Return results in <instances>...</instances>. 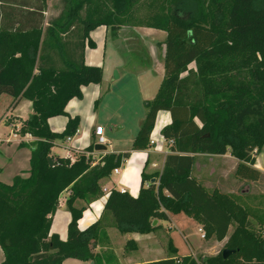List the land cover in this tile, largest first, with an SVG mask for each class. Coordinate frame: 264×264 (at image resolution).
Segmentation results:
<instances>
[{"label":"trees","instance_id":"1","mask_svg":"<svg viewBox=\"0 0 264 264\" xmlns=\"http://www.w3.org/2000/svg\"><path fill=\"white\" fill-rule=\"evenodd\" d=\"M61 1L60 13L44 25V0H0V99L6 96L0 116L29 100L32 113L18 132L35 138L28 144V176L17 175L10 184L0 181V264H62L67 258L107 264L105 252L92 249L99 245L105 212L119 231L148 234L159 226L153 220L181 210L202 226L204 238L220 242L227 237L224 247L197 259L177 254L169 241L168 257L133 264H263L264 236L250 228L249 211L229 194L207 191L192 173L197 155L230 150L239 160L237 178L261 177L254 163L264 144V0H168L165 9L152 14L147 26L166 33L164 77L155 96L144 102L146 113L131 149L148 148L158 112L167 111L171 121L161 135L169 153L160 172H141L136 196L111 189L100 218L84 229L78 221L85 206L75 202L88 205L103 197L100 180L130 153H107L95 161L93 141L71 161L51 148L77 131L79 118L66 113L67 102L82 97V86L102 80V68L83 59L89 32L105 25L117 33L139 0H109L112 9L103 13L90 8L95 0ZM10 3L20 9H8ZM87 44L94 46L89 38ZM136 49L137 58L147 61L146 50ZM191 63L195 69L188 68ZM227 70L237 79L228 80ZM58 115L67 116L61 132L48 124ZM64 191L71 219L61 240L49 231ZM260 225L264 230V221ZM224 249L233 252L223 258Z\"/></svg>","mask_w":264,"mask_h":264},{"label":"crops","instance_id":"2","mask_svg":"<svg viewBox=\"0 0 264 264\" xmlns=\"http://www.w3.org/2000/svg\"><path fill=\"white\" fill-rule=\"evenodd\" d=\"M149 29L151 28H148V30ZM111 33V29L108 26L100 25L91 30L85 40V47L83 52L84 62L87 65L100 66L103 72L102 80L98 84L92 83L86 86H82V97H74L67 102L65 106L66 113L72 117L77 116L79 118V125L75 134L70 136L69 139L65 138L64 140H56L54 142L51 148V152L54 155H58L60 157H68L71 161H73L76 152H83L84 149L93 142V140L95 141L96 137L94 129L96 126L101 125L98 109L100 107L102 108V106L107 105L108 103H116V100L121 104V106H123V100L125 101V93L116 95V92H114L113 90L114 84L118 79L125 78L134 86L133 93L137 95L136 99H138V101H140L142 104H144L145 101L151 100L158 90V87L164 77L163 59L165 45L163 42L166 35H161V39L158 41L161 42L160 49H158L157 41L153 42L152 40L150 41V39L145 38V41L148 43L146 51L148 60L142 61L141 59L136 57L135 64L128 65L129 59H127L124 54H121L118 51L114 42L112 41ZM144 34L150 35L151 33ZM88 38L93 41V47L88 46ZM23 104H25L26 106L25 112L21 111V106ZM31 113V102L27 99H22L14 108H6L0 116V127H9V131L7 133L2 134L0 132V143L4 144V146L1 147L3 148L1 152L3 153V155L0 159V181L5 184H10L13 178L17 175L22 177L28 176L29 158L31 153V149L28 144L34 141L35 138L30 134H20L18 132V129L20 128L22 122L26 120ZM144 116L140 118L136 130L133 129L129 132L131 139L129 140L130 146L128 148L111 151H107V148L102 151H97L94 149L93 152H91L94 158L96 155L98 156L97 158H95V161H97L101 156L107 153H121L128 151L130 154L129 157L123 161L121 166L118 167L117 173H114L112 171L109 177L100 180V185L102 186L104 196L88 205L83 202L84 204L82 205L85 206V209L83 210L82 216L78 221L80 229L86 228L100 218L104 201L111 189H117L120 191L126 190L133 196H136L140 186L141 172L144 171L146 174H152L153 172L161 171L165 156L169 153L168 143L162 137V135L161 138L164 142H156L153 139L152 131L150 138L154 140V145H149L148 147L150 148L144 150L131 149L132 141L137 134L140 123L143 120ZM122 118L125 119V117ZM159 118H161L163 122L162 127L166 124H169L171 121L170 115L167 111L158 112L155 124L157 123ZM101 119L103 122L108 123L110 130H124V127L126 126L125 122L121 121L117 122V124L110 123L113 120V113H109L108 111H105L104 114H101ZM66 122L67 116L65 115L53 116L48 119L49 127L56 132H61L65 128ZM104 132L105 129L103 128V134ZM13 134H15V136ZM20 143H23L24 145H20ZM155 147L159 149L155 150ZM201 155L204 154H199L197 156ZM212 156L221 158L222 160L228 158L227 153L224 155L212 154ZM197 159L198 158H196V161ZM254 167L261 171V177L259 180L247 181L234 177L232 179L234 185L230 188H227V193L236 198L239 205L247 210L250 209L251 212L256 216H260L261 218L258 219H254L252 213H250L249 216V218L253 217V219L260 224V222L264 221V144L261 147L260 151L255 153ZM64 193L66 194V196L68 195L67 191H64ZM66 196L63 200H61V198L59 197V204L55 213L52 215V222L49 231V233H56L61 240H65L67 237V225L71 219V214L65 203ZM259 219L262 221H258ZM231 226L228 230L229 233ZM195 228L196 232L199 233V238L201 240L202 231H199V229H202V226L200 224L195 223L191 226L190 229L182 228L184 232L181 231L184 240L188 242L193 249L190 250L189 254L192 256L194 250L201 246L202 243L201 242L193 247V244L188 238L190 232L195 230ZM124 237L126 240L133 239L136 242L137 246L140 247L141 251H139L142 255L160 252L158 251V249H153V247H151V243L153 241V233H126ZM215 242L217 244H220L222 242L225 243L226 238H224L220 242ZM173 247L176 249L174 245ZM159 250H161V248ZM166 257L168 256L142 259L127 264L148 262L163 259ZM3 259V252L0 248V263L3 261ZM62 264L94 263L92 261H81L73 258H67L62 262Z\"/></svg>","mask_w":264,"mask_h":264},{"label":"rangeland","instance_id":"3","mask_svg":"<svg viewBox=\"0 0 264 264\" xmlns=\"http://www.w3.org/2000/svg\"><path fill=\"white\" fill-rule=\"evenodd\" d=\"M15 1L16 3L18 2V0ZM167 1L168 0H139L138 3L132 7L126 24L123 25L120 30L117 31V33H111L112 41L114 42L118 51L121 54H124L127 59H129L128 65L135 64L137 57L135 54L137 53L136 48L142 47L147 51L148 43L145 41V38H148L153 42L157 41L158 49L161 48V42L158 41L161 39V35L165 36L166 33H164L162 30H160V32L158 29L148 27L147 25L151 24L153 20L152 14L157 11L158 8L161 7L165 9L168 6ZM16 3L7 4L6 7H8V9H20V6H16L19 4ZM62 6L63 4L61 0H44V12L42 14L44 25H46L47 22H50L60 13ZM94 6H96L101 13L111 11L112 9L109 0H95L90 8L93 9ZM148 28L151 29L148 30ZM144 33L151 34L149 35ZM188 68L195 69V63L189 64ZM231 77L235 78L234 80H236V72L233 70H227V79L229 80ZM113 90L116 92V95L125 93L126 95L124 98L126 102L122 99L123 106H121V104L116 100L117 105L115 102H113V104L108 103L107 105H104L102 108L100 107L98 109L100 124L105 129L104 136L107 139V144L104 146H106L107 151L128 148L130 146L129 140L131 139L129 132L133 129L136 130L140 118H142L146 113L144 104L136 99L137 95L133 93L134 86L128 80L125 78L118 79L114 84ZM5 97L6 96H2L0 99V111L5 106ZM21 111H26L25 104L21 106ZM105 111L113 113V120L110 123L117 124V122L120 121L125 122L126 126L124 127V130H110L108 123L103 122L101 119V114H104ZM122 117H125V119ZM162 125L163 122L161 118H159L152 129L153 139L156 142H164L161 138ZM8 131L9 127H0V132L2 134L7 133ZM3 146L4 144L0 143V159L3 155V153H1L3 149L1 147ZM149 148L150 147L147 149ZM81 153L82 152L80 151L76 152L74 158ZM227 155L228 158H225V160L214 157L211 154L197 156L198 159L195 163L192 174L197 179V181L206 188L207 191L211 192L212 190L216 189L221 193L228 194L227 188H230L234 185V182L232 181V179L236 177L234 174V168L239 160L231 154L230 150L227 151ZM97 157L98 156L96 155L95 158ZM65 196L66 194L63 192L60 196L61 200H63ZM232 198L237 202L236 198ZM82 204H84L82 201H76L77 206ZM248 211L249 213H252L250 209ZM252 216L254 219L261 218L260 216H256L254 213H252ZM253 217L248 218L250 222V228L255 230L259 235L264 236L263 228L259 222L257 223V221L253 219ZM100 221V227L102 228L101 231L103 233L100 234L99 245H97L98 247L95 246L92 249L96 253L105 252L104 256L109 260L107 264H127L142 259L169 256L171 254V248L169 247L170 237L173 245L176 247L177 254L189 255L190 250L193 249L191 245H189V243L184 240L181 231L184 232L182 228L190 229L193 224H199L194 217L186 214L183 210L176 213L167 212V219L156 221L154 225L159 224V226L157 229L151 232L153 233L151 247H153V249H158L160 252L142 255L140 252L141 249L139 246H137L136 242L133 239L126 240L124 237L126 232H121L117 229L109 212H105L102 215ZM258 221L262 220L259 219ZM234 227L235 224L231 226L230 233L234 230ZM201 233H204L203 229ZM188 238L193 244V247L202 242L201 246L194 250L193 253V257L197 259H206L207 257L216 255L225 245L224 242L217 244L213 239L202 238L200 240L199 233L196 232V228L190 232ZM160 248L161 250H159Z\"/></svg>","mask_w":264,"mask_h":264},{"label":"built area","instance_id":"4","mask_svg":"<svg viewBox=\"0 0 264 264\" xmlns=\"http://www.w3.org/2000/svg\"><path fill=\"white\" fill-rule=\"evenodd\" d=\"M94 133H95V137H96L95 141H94L95 144L96 143L102 144V145L107 144V139L103 134V127L101 125L95 127ZM13 135L15 136V134H13ZM67 139H69V137H67ZM154 144H155L154 140L150 138L149 145H154ZM154 149L157 150L159 148L155 147ZM113 172L117 173L118 168L113 169ZM121 191H124V190H121ZM199 231H202V229L200 228ZM201 238H204V233L201 234Z\"/></svg>","mask_w":264,"mask_h":264},{"label":"water","instance_id":"5","mask_svg":"<svg viewBox=\"0 0 264 264\" xmlns=\"http://www.w3.org/2000/svg\"><path fill=\"white\" fill-rule=\"evenodd\" d=\"M105 146L104 145H102V144H94V149L95 150H97V151H102V150H105ZM49 160V163L50 164H52L53 162H52V160L49 158L48 159ZM155 181V179L153 178L152 179V182H154ZM156 223V220H154L153 221V225ZM233 252V249H224L223 251H222V257L223 258H226L229 254H231Z\"/></svg>","mask_w":264,"mask_h":264}]
</instances>
